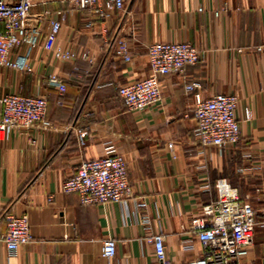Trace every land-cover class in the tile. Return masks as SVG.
Here are the masks:
<instances>
[{
    "label": "crops",
    "instance_id": "1",
    "mask_svg": "<svg viewBox=\"0 0 264 264\" xmlns=\"http://www.w3.org/2000/svg\"><path fill=\"white\" fill-rule=\"evenodd\" d=\"M32 11L42 17L39 30L11 53L20 69L0 67V99L44 95L50 124L0 128V264H161L147 241L156 233L165 236L171 264H181L202 256L190 223L217 200L219 179L262 205L256 190L264 188V0H126L125 10L106 21L65 0H37ZM51 19L63 21L55 38ZM121 37L130 62L118 55ZM156 42L191 43L203 58L161 78L157 105L129 111L119 88L150 75L147 52ZM58 48L75 58L57 59ZM51 74L63 79L66 93L47 85ZM189 83L197 85L191 93ZM217 93L238 97L241 141L204 150L194 136L195 98ZM108 148L127 160L130 200L87 206L62 190L81 161ZM10 209L29 216L32 234L12 255L1 238ZM258 222L247 256L234 264H264L262 211ZM109 239L117 243L112 259L102 256Z\"/></svg>",
    "mask_w": 264,
    "mask_h": 264
},
{
    "label": "built area",
    "instance_id": "2",
    "mask_svg": "<svg viewBox=\"0 0 264 264\" xmlns=\"http://www.w3.org/2000/svg\"><path fill=\"white\" fill-rule=\"evenodd\" d=\"M81 10L94 9L98 21L111 18L113 12L126 8V0H65ZM37 0H0V67L20 69L19 62L13 61L14 49L30 44L42 20L33 13ZM93 21L87 26L92 27ZM50 35L55 38L62 29L63 21L50 20ZM118 55L126 62L132 60L129 43L118 39ZM59 60L75 58V54L56 49ZM150 75L143 79L122 85L119 96L127 110L144 111L157 105L162 99L161 78L185 72L187 67L198 65L203 53L191 43H152L147 52ZM47 85L56 87L61 94L66 93L67 85L56 74L47 78ZM191 93L197 89L195 83L185 86ZM239 99L234 94L217 93L209 99L197 94L194 118L197 126L194 136L201 149L212 147H235L241 141V127L236 117ZM0 128L7 132L13 129H37L49 126L48 99L44 95L24 96L8 94L0 99ZM88 132L79 133L82 146L86 145ZM217 200L202 208L194 217L190 229L203 248L202 256L181 264H234L247 256L254 241V231L258 222V212L264 215V188L257 189L262 202L258 206L251 196L242 198L237 189L226 179L216 182ZM65 193H78L83 205H104L126 203L133 197L129 179L128 163L124 156L108 148L106 155L85 159L79 163L74 175L62 184ZM143 206L144 204H139ZM6 230L1 238L9 253L32 240L31 224L27 214H16L5 210L2 215ZM148 223V218L145 219ZM148 243L154 245L156 258L161 264H171L165 249V236L162 233L150 235ZM117 253V243L113 239L104 242L102 256L112 259Z\"/></svg>",
    "mask_w": 264,
    "mask_h": 264
}]
</instances>
